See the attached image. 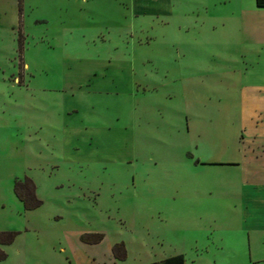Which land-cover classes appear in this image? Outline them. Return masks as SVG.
Wrapping results in <instances>:
<instances>
[{"label": "rangeland", "instance_id": "obj_1", "mask_svg": "<svg viewBox=\"0 0 264 264\" xmlns=\"http://www.w3.org/2000/svg\"><path fill=\"white\" fill-rule=\"evenodd\" d=\"M18 9L0 0V232L18 233L0 264H68L55 237L80 229L125 242L124 264L177 254L185 264H220L223 221L236 213L216 194L232 197L237 182L225 163L193 164L237 155L241 92L264 86V8L255 0H21ZM105 27L110 44L85 43ZM126 29L124 45L117 35ZM158 55L170 65L158 66ZM89 57L127 61L131 86L67 90L52 128L33 129L31 106L59 95L60 60ZM61 123L97 128L64 135ZM23 177L42 202L31 211L13 193ZM211 185L216 196L202 195Z\"/></svg>", "mask_w": 264, "mask_h": 264}, {"label": "crops", "instance_id": "obj_2", "mask_svg": "<svg viewBox=\"0 0 264 264\" xmlns=\"http://www.w3.org/2000/svg\"><path fill=\"white\" fill-rule=\"evenodd\" d=\"M17 22L18 15L17 10H15L11 25L17 24ZM68 30L70 35L74 33L73 27L72 29L68 28ZM104 30L98 32L99 38H97L95 32L91 38L88 37L90 40H86L85 43L91 42L94 46L98 45V41L101 44H110L112 42L110 38L111 30L108 27H105ZM128 34L127 29L124 32H118L119 42L125 45L130 38ZM82 37L84 41V36ZM113 47L116 48L117 46ZM158 57L160 58V60H156L158 66L160 63L170 65V62L166 63L165 57L161 58L159 55ZM60 64L64 75L62 73V82L58 86L60 88L59 95L53 98L54 104L50 99V101L46 100L40 103L43 107L37 108L33 104L29 110L31 111L29 113L31 117L27 123L33 129L35 127L40 130L52 128L53 121L50 117L55 115V118H59L62 115L64 109L62 107V98H64L62 94L66 93L67 90L76 92L79 89H84L87 93L97 94L98 92L106 93L109 91L110 84L113 83L122 85L120 87L123 88L125 87L123 84L127 81L131 86L130 64L125 60L117 62L99 57H89L84 60L70 58L60 60ZM70 64L73 65V73L68 76L65 73H68ZM24 65L27 67L26 64ZM240 99L241 135L236 148L237 155L233 158L199 155L195 158L193 167L198 168V166L207 163H225L224 165L230 167L228 172L235 175L237 182L232 197L225 195V193L216 194L220 195V199L223 200L225 205L231 203L236 213L235 220L226 219L223 221L226 233L220 236V241L221 244L226 243L224 245L226 250L221 253L220 264H264V86L249 85L244 87ZM52 106L55 107V111H52ZM17 117L19 118L20 115ZM56 126L61 129V132L65 130L64 135L73 132L74 136H78L80 130L87 131V129L97 128H83L82 125L72 123H65L64 125L61 123L56 124ZM111 128L115 129V126ZM201 173L203 171L196 172V174ZM218 190H216V193ZM208 191L202 195L213 198L215 194L212 192L215 193V190L212 189V185ZM88 233L100 232L80 229L79 231L67 233L65 230H61L56 235L57 250L67 252L70 258L68 264H124L128 260L129 256L125 242L116 238L110 240L103 233V239L99 243L87 244L80 240V236ZM119 242H123L126 251L125 259L122 261L116 260L112 252L113 245ZM7 246L9 245H0V249L2 250Z\"/></svg>", "mask_w": 264, "mask_h": 264}, {"label": "trees", "instance_id": "obj_3", "mask_svg": "<svg viewBox=\"0 0 264 264\" xmlns=\"http://www.w3.org/2000/svg\"><path fill=\"white\" fill-rule=\"evenodd\" d=\"M17 2L19 6L18 10L20 11L21 0H17ZM255 5L257 8H264V0H255ZM12 188L15 197L22 204L24 211L34 210L42 204L35 194L34 183L28 177L16 179L13 182ZM17 235L18 233L14 231L0 232V245H10ZM102 239V233H88L80 236V240L87 244H97ZM112 252L116 260L122 261L125 259L126 251L122 242L115 243L112 247ZM6 257V253L0 249V261L5 260ZM151 264H185V261L182 255H175Z\"/></svg>", "mask_w": 264, "mask_h": 264}]
</instances>
